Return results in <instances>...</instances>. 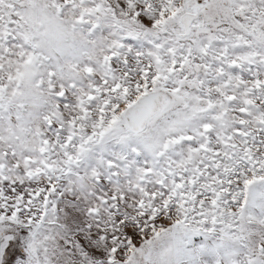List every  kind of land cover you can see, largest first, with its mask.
I'll list each match as a JSON object with an SVG mask.
<instances>
[{"label": "snow or ice", "instance_id": "snow-or-ice-1", "mask_svg": "<svg viewBox=\"0 0 264 264\" xmlns=\"http://www.w3.org/2000/svg\"><path fill=\"white\" fill-rule=\"evenodd\" d=\"M0 264H264V0H0Z\"/></svg>", "mask_w": 264, "mask_h": 264}]
</instances>
